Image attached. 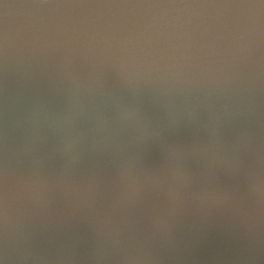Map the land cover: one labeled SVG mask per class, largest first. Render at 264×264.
I'll return each instance as SVG.
<instances>
[{"label": "water", "instance_id": "1", "mask_svg": "<svg viewBox=\"0 0 264 264\" xmlns=\"http://www.w3.org/2000/svg\"><path fill=\"white\" fill-rule=\"evenodd\" d=\"M0 264H264V0H0Z\"/></svg>", "mask_w": 264, "mask_h": 264}]
</instances>
